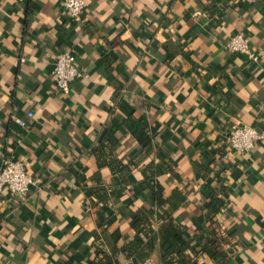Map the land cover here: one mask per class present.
I'll return each mask as SVG.
<instances>
[{
	"label": "crops",
	"instance_id": "1",
	"mask_svg": "<svg viewBox=\"0 0 264 264\" xmlns=\"http://www.w3.org/2000/svg\"><path fill=\"white\" fill-rule=\"evenodd\" d=\"M87 2L77 22L62 0H0V163L23 161L40 180L0 191V264H264V0ZM239 32L259 61L226 49ZM66 49L89 74L69 93L52 75ZM131 117L148 130L131 133ZM237 121L263 135L248 153L227 142ZM97 147L123 170L100 166ZM142 148L163 169L159 199ZM174 189L186 195L177 209Z\"/></svg>",
	"mask_w": 264,
	"mask_h": 264
},
{
	"label": "built area",
	"instance_id": "2",
	"mask_svg": "<svg viewBox=\"0 0 264 264\" xmlns=\"http://www.w3.org/2000/svg\"><path fill=\"white\" fill-rule=\"evenodd\" d=\"M232 4L255 3L263 0H228ZM62 5L68 11L73 21H81L84 13L87 10V0H62ZM226 49L231 53L240 54L246 57L250 62L259 61V54L252 48L249 36L244 32H239L231 36L226 43ZM53 78L58 88L64 92L69 93L72 85L79 79H84L89 76L86 69L80 67L77 62L76 54L71 49H66L59 52L54 61V68L52 71ZM29 117L34 116L33 111L28 112ZM15 121L22 127L28 125V121L15 116ZM262 133L256 126L237 121L233 124L226 133L228 144L233 150L248 153L256 145L257 141L262 139ZM39 179L30 174L23 161L14 159L9 156H4L0 163V191L10 190L19 195L28 194L33 188L39 187ZM209 203L208 210L215 216L221 214L225 210V203L223 202V190L208 191ZM221 196V197H220ZM217 202V205L210 206L211 203ZM207 252V249H201L195 253V256ZM194 256V257H195ZM193 258V255L190 256ZM198 258V257H197ZM119 264H157L152 258H145L137 261L133 258Z\"/></svg>",
	"mask_w": 264,
	"mask_h": 264
},
{
	"label": "trees",
	"instance_id": "3",
	"mask_svg": "<svg viewBox=\"0 0 264 264\" xmlns=\"http://www.w3.org/2000/svg\"><path fill=\"white\" fill-rule=\"evenodd\" d=\"M127 125L129 127V130L131 133H135L138 129H146L148 130L149 125L144 120H139L137 118H129L127 121ZM94 152L97 153L99 164L101 165H110L111 168L117 172L119 170H123V164L122 162H118V160H114L111 163L105 162L107 153L103 152L102 148H95ZM137 163H143L144 166L142 167L141 171L145 178V184L146 187L151 190V192L159 199L163 196V190L162 186L159 184L157 177L163 173V169L158 165L155 164L154 159L151 156V152L147 151L145 148H142L138 155H137ZM186 200V195L183 194L179 189H174L172 194L166 199L167 203L172 206V208L177 209L179 208L182 203ZM214 205L211 203L210 206H216L217 202H213ZM148 221V217L145 216L140 210H137L136 212V219H135V228L138 232L144 230L142 227H140L142 224L146 225ZM142 225V226H143ZM213 239L211 240V244L213 245V250H216L218 248V242L219 237L218 235L213 232ZM135 242H138V240H135ZM185 248V246H184ZM201 249H208V248H200ZM109 264V263H108ZM216 264H222V262H217Z\"/></svg>",
	"mask_w": 264,
	"mask_h": 264
}]
</instances>
